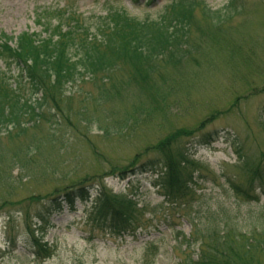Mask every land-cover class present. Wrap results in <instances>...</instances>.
<instances>
[{
  "label": "rangeland",
  "instance_id": "374dc122",
  "mask_svg": "<svg viewBox=\"0 0 264 264\" xmlns=\"http://www.w3.org/2000/svg\"><path fill=\"white\" fill-rule=\"evenodd\" d=\"M175 1L0 0V34L45 37L37 13L48 9H72L90 25L112 8L158 21ZM198 1L189 28L194 54L186 64L159 68L145 86L123 64L78 78L39 123L0 135V264H191L201 251L197 226L224 223L228 213L243 232L261 231L264 0ZM210 12L220 13L221 25ZM19 72L11 75L19 78ZM126 120L131 123L122 130ZM167 142L171 148L163 153ZM187 149L184 163L179 154ZM165 154L177 155L181 176L197 183L187 182L194 189L181 208L163 196L170 177L160 174ZM151 163L158 174L148 171ZM82 187L90 201L66 207L63 193ZM103 194L116 196L119 206L134 200L142 226L135 235L98 228L103 214L96 199L105 200ZM30 228L50 247V259L36 257L43 249ZM257 259L264 264V257Z\"/></svg>",
  "mask_w": 264,
  "mask_h": 264
},
{
  "label": "trees",
  "instance_id": "16d2710c",
  "mask_svg": "<svg viewBox=\"0 0 264 264\" xmlns=\"http://www.w3.org/2000/svg\"><path fill=\"white\" fill-rule=\"evenodd\" d=\"M198 5V0H176L171 12L158 21H140L125 11L112 8L106 16L98 17L93 25L88 24L83 15L70 9L46 10L37 17L45 37L43 33L30 32L17 38L1 34L0 62L5 71L0 70V135L10 127L24 133L28 123H39L44 118V111L53 102L58 105V100L67 94L68 86L77 82L78 78L110 72L123 64L131 69L135 83L145 86L148 78L156 74L159 68H179L184 62L186 64L194 54L189 28ZM212 17L221 25L223 19L219 12H210V19ZM217 28L220 26L212 25V29ZM13 68L19 69V78L11 75ZM25 89L32 92L29 98L25 95ZM130 123V120H126L122 130L128 129ZM170 144L167 142L164 145L168 147ZM166 147L163 153L171 148ZM189 155L187 149L186 154H179V158L186 163ZM175 157V154H165L166 172L160 174L170 175L165 185L167 192L163 195L165 201L181 203V208L194 189L187 182L191 180L194 186L197 183L191 177L186 179L181 176L178 166L181 164ZM148 171L158 174L157 164L151 163ZM232 188L236 194L245 196L247 201L259 200V197L244 192L238 186L232 185ZM63 194L64 205L71 209L77 200L88 202L91 197L85 187ZM103 195L105 200L102 195L96 199L99 202L96 209L103 214L97 222L98 228L111 233L135 235L142 226L137 225L141 211L134 200H129L127 207L125 203L119 206L112 199L116 196ZM59 203L58 211L61 212L64 207ZM224 218V223L211 220L208 225L197 226L193 236L200 244L201 251L197 261L190 260L191 264H258L257 258L264 257V223L260 232L247 234L238 228L230 214L226 213ZM30 231L39 248L43 249L35 253L36 257L50 259V247L41 245L40 237L36 238L31 228ZM188 243V247L193 245ZM149 246H153V243Z\"/></svg>",
  "mask_w": 264,
  "mask_h": 264
}]
</instances>
